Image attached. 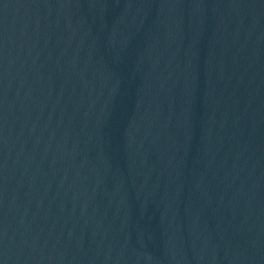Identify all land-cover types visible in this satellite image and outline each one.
Masks as SVG:
<instances>
[{"label": "water", "instance_id": "obj_1", "mask_svg": "<svg viewBox=\"0 0 264 264\" xmlns=\"http://www.w3.org/2000/svg\"><path fill=\"white\" fill-rule=\"evenodd\" d=\"M0 264H137L94 0H0Z\"/></svg>", "mask_w": 264, "mask_h": 264}]
</instances>
